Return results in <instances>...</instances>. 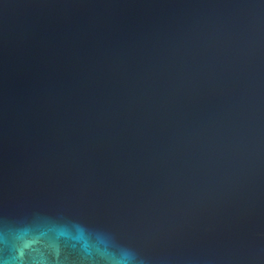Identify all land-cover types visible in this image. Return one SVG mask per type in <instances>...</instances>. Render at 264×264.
I'll use <instances>...</instances> for the list:
<instances>
[{
    "label": "water",
    "instance_id": "obj_1",
    "mask_svg": "<svg viewBox=\"0 0 264 264\" xmlns=\"http://www.w3.org/2000/svg\"><path fill=\"white\" fill-rule=\"evenodd\" d=\"M264 264V0H0V261Z\"/></svg>",
    "mask_w": 264,
    "mask_h": 264
},
{
    "label": "clouds",
    "instance_id": "obj_2",
    "mask_svg": "<svg viewBox=\"0 0 264 264\" xmlns=\"http://www.w3.org/2000/svg\"><path fill=\"white\" fill-rule=\"evenodd\" d=\"M0 264H4V262L3 261H0ZM34 264H48V261L46 259H44V258H41L39 260H36L34 262Z\"/></svg>",
    "mask_w": 264,
    "mask_h": 264
}]
</instances>
